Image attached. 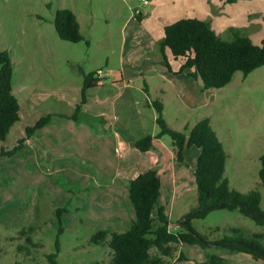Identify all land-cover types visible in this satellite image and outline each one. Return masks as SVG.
<instances>
[{
  "label": "rangeland",
  "instance_id": "rangeland-1",
  "mask_svg": "<svg viewBox=\"0 0 264 264\" xmlns=\"http://www.w3.org/2000/svg\"><path fill=\"white\" fill-rule=\"evenodd\" d=\"M151 6L142 0H0V48L11 53L12 87L22 108L28 95V89L21 92L22 85L30 89L40 83L74 86L82 82L84 73L99 68L104 70L106 62L117 68L124 38L122 26L127 21L126 45L130 59L148 69L155 61L150 52L154 46L150 47L152 42L136 14L147 15ZM62 8L74 11L89 45L59 36L55 18ZM263 10L264 0L231 3L228 14L216 23L217 33L224 40H231L230 25L260 43L264 37V18L253 12ZM177 76L173 86L161 73H148L153 88L164 81L172 89L165 101L166 116L175 128L186 133L190 128L184 129V118L196 124L201 117L209 116L228 152L225 175L231 188L239 192L260 189L264 206V185L260 184L259 175L260 156L264 153V65L248 75L237 71L227 85L204 91L200 78L187 74ZM187 98L192 106L182 108ZM152 113L153 110L148 111L147 127L150 132L156 127L159 133L160 127L156 126ZM37 120L23 111L22 119L15 123L7 138L0 140V151L18 143L25 136L26 128ZM164 141L170 147L173 145L169 135ZM199 153L196 146L186 148L184 174L178 178L183 191L172 194L165 201L173 231L185 228L182 217L197 204L194 170ZM30 157L29 151L0 157V264H47L46 254L55 251L57 239L61 244L59 264H106L112 255L110 247L105 242L91 241V236L100 228L94 216L105 190L94 180V169L68 159L67 168L58 174L49 165L31 164ZM111 204L114 206L107 205L104 214L111 216L109 212H117L126 224L131 218L126 206L115 208V204ZM57 207L70 209L62 214V233L59 232ZM132 211L135 212L133 207ZM191 223L210 239L229 233L235 227L264 232V226L238 209H216L205 218L192 219ZM112 225L118 226L119 220H114ZM125 230L123 224L119 231ZM152 252L156 253V249ZM181 252L187 259L177 261L174 258L171 264H204L207 252L223 256L227 264H264V260L255 259L249 253L232 252L217 245L204 249L199 245L179 244L177 255Z\"/></svg>",
  "mask_w": 264,
  "mask_h": 264
},
{
  "label": "trees",
  "instance_id": "trees-1",
  "mask_svg": "<svg viewBox=\"0 0 264 264\" xmlns=\"http://www.w3.org/2000/svg\"><path fill=\"white\" fill-rule=\"evenodd\" d=\"M55 26L62 39L90 44L80 31V22L73 10H58ZM232 30L233 38L224 40L212 28L210 20L185 17L165 26V35L159 41V47L163 54L165 48H169L174 58L183 59L181 70L190 69L192 77L200 78L203 91L221 88L231 82L237 71L248 75L264 65V37L260 43H255L239 29ZM99 72L84 73L82 103L86 101V90L97 85ZM13 75L11 53L0 49V140H5L12 126L20 120V103L12 87ZM151 105L157 110L156 122L160 131L157 135L140 137L134 142V146L141 151H148L153 147L154 139L169 135L175 146L177 159L181 162L184 161L187 147H198L200 153L194 170L197 204L182 217L181 223H185V228L173 231L166 207L159 203L162 182L158 168L155 166L141 172L129 181V201L135 211V218L129 227L122 232L100 229L91 236L92 242H106L110 247L112 256L107 264H171V259L174 258L177 261L187 259L183 252L177 255L179 244L199 245L204 249L217 245L264 260V232H249L245 228L235 227L229 233L210 239L191 223L192 219L205 218L216 209H238L256 224L264 226L263 194L258 188L247 192L231 188L229 178L225 175L228 152L212 127L210 117H202L186 133L168 124L161 101L153 100ZM72 118L77 122L85 119L81 104L74 109ZM53 120L51 114L42 116L35 124L26 128L25 136L12 148H2L0 157L17 154L37 129ZM260 160V184L264 185V153ZM69 210L67 207L56 208L60 233L64 231L62 214ZM153 249H156V253L152 252ZM60 250L61 244L57 239L55 251L46 254L47 264H59ZM207 258L204 264H227L226 259L219 254L207 252Z\"/></svg>",
  "mask_w": 264,
  "mask_h": 264
},
{
  "label": "crops",
  "instance_id": "crops-1",
  "mask_svg": "<svg viewBox=\"0 0 264 264\" xmlns=\"http://www.w3.org/2000/svg\"><path fill=\"white\" fill-rule=\"evenodd\" d=\"M239 1L151 0L148 3L152 5L148 14L145 16L143 13L136 15L140 19V25L148 33V40L152 42L150 47L154 46L150 52L155 61L150 64L148 69H143L140 67L141 63L133 62L130 59V51L126 45V27L129 22H125L122 26L124 38L118 55L119 66L112 68L109 66V62H106L104 70L101 68L97 70L100 71L99 81L96 86L86 90L84 103L81 102L83 80L74 86L68 84L44 85L42 83L31 89L21 86V92H26L28 89V95L24 103L27 109L25 107L23 109L20 105V120L23 111L30 113L34 121L41 115L48 114L53 115L54 120L37 129L34 135L26 140L24 147L19 152L29 151L31 164L36 163L42 167L49 165L58 174L62 169L67 168L69 160H76L84 166L93 168L94 180L99 187L105 189L101 195V201L97 205L98 212L95 211L94 216L100 227L99 230L119 231L123 224L126 229L129 227L135 218V212L133 213L129 201V181L141 172L155 166L158 168L162 182L159 203L165 207V201L169 196L183 191L178 178L184 174V161L181 162L177 159L174 145L171 147L166 145L164 141L166 135L154 139V145L148 151H141L134 146V142L140 137L147 134H158L156 127H153L152 132L147 127L149 110H153L152 117L157 126V110L151 105L153 100L163 103L166 121L172 128L177 129L166 116L165 101L170 96L172 89L164 81L156 83L153 88L150 85L148 73H161L170 80L173 86L176 85L177 75L187 74L192 77L189 74L190 69L181 70L183 59L174 58L169 48H165L164 54L161 52L159 41L165 35V26L181 18L197 17L210 20L212 28L217 33V21L223 15L228 14L229 4ZM253 15L264 18V10L254 11ZM229 28H234V26L229 25ZM186 102L181 105L182 108L192 106L189 98L186 99ZM79 104H81V111L85 115V119L77 122L72 118V114ZM183 123H186L184 128L186 131L195 125L186 122V118L183 119ZM87 154L89 156L86 159L85 155ZM119 199L122 203L119 202ZM111 203L115 204V208L126 206L129 217H131L126 224L123 217L117 212H109L112 213L111 216L104 214L107 205L114 206ZM114 220H119L118 226L112 225Z\"/></svg>",
  "mask_w": 264,
  "mask_h": 264
},
{
  "label": "built area",
  "instance_id": "built-area-1",
  "mask_svg": "<svg viewBox=\"0 0 264 264\" xmlns=\"http://www.w3.org/2000/svg\"><path fill=\"white\" fill-rule=\"evenodd\" d=\"M151 0H142L144 4H148Z\"/></svg>",
  "mask_w": 264,
  "mask_h": 264
}]
</instances>
